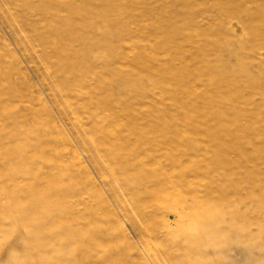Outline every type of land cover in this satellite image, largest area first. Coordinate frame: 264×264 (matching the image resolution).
<instances>
[{"label": "rangeland", "instance_id": "374dc122", "mask_svg": "<svg viewBox=\"0 0 264 264\" xmlns=\"http://www.w3.org/2000/svg\"><path fill=\"white\" fill-rule=\"evenodd\" d=\"M0 264H264V0H0Z\"/></svg>", "mask_w": 264, "mask_h": 264}]
</instances>
